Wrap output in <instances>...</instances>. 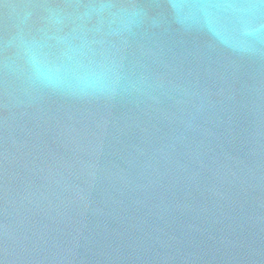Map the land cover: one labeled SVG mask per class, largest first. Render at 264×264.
Listing matches in <instances>:
<instances>
[{"label":"water","instance_id":"1","mask_svg":"<svg viewBox=\"0 0 264 264\" xmlns=\"http://www.w3.org/2000/svg\"><path fill=\"white\" fill-rule=\"evenodd\" d=\"M0 264H264V0H0Z\"/></svg>","mask_w":264,"mask_h":264},{"label":"clouds","instance_id":"2","mask_svg":"<svg viewBox=\"0 0 264 264\" xmlns=\"http://www.w3.org/2000/svg\"><path fill=\"white\" fill-rule=\"evenodd\" d=\"M91 86V85H90Z\"/></svg>","mask_w":264,"mask_h":264}]
</instances>
